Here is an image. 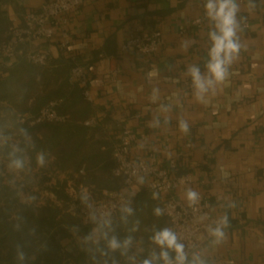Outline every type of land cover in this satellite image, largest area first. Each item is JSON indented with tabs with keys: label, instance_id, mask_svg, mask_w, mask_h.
Listing matches in <instances>:
<instances>
[{
	"label": "crops",
	"instance_id": "obj_1",
	"mask_svg": "<svg viewBox=\"0 0 264 264\" xmlns=\"http://www.w3.org/2000/svg\"><path fill=\"white\" fill-rule=\"evenodd\" d=\"M42 2L9 0L11 19ZM236 3L239 57L228 78L209 87L200 99L196 90L184 85L189 66L205 71L210 45L211 21L203 27L191 26L202 13L198 0H92L69 15L70 50L91 66L96 127L118 138L119 122L138 134L145 132L147 140L135 151L156 154L164 166L177 156L176 172H190L195 180L180 197L189 199V191L203 190L221 220L218 229L223 235L216 232L200 254L182 264L204 260L226 264L230 258L241 264H264V0ZM245 21L248 28H242ZM130 29L158 30L164 42L146 56L121 52ZM30 50H50L51 57L62 54L57 44L38 40L22 45L16 58L0 63V69L18 63ZM106 50L109 53L102 55ZM113 55L118 56L104 57ZM113 69L118 74L111 78ZM182 123L187 124V132L181 130ZM91 228L99 242V227ZM141 251L135 242L127 257L131 264H141L137 257Z\"/></svg>",
	"mask_w": 264,
	"mask_h": 264
},
{
	"label": "trees",
	"instance_id": "obj_2",
	"mask_svg": "<svg viewBox=\"0 0 264 264\" xmlns=\"http://www.w3.org/2000/svg\"><path fill=\"white\" fill-rule=\"evenodd\" d=\"M8 2L0 0V46L10 38ZM71 67L62 52L45 65L22 59L0 69V156L18 170L38 165L42 157L51 161L56 174L66 173L48 187L56 200L38 204L24 202L19 189L0 170V264H131L127 257L135 242L142 248L137 254L141 264L178 258L174 248L154 239L170 223L162 213L156 214L157 201L145 188L135 195L134 207L120 210L113 222L99 226V242L81 214L71 210L69 180L77 187H88L97 199L104 190H118L124 184V177L113 173V152L119 139L102 127L85 124L93 117V105L79 84L69 82ZM52 100H62L58 111L69 115L66 121L20 122L21 116L36 115ZM73 229L83 236V242L67 248L63 239Z\"/></svg>",
	"mask_w": 264,
	"mask_h": 264
},
{
	"label": "built area",
	"instance_id": "obj_3",
	"mask_svg": "<svg viewBox=\"0 0 264 264\" xmlns=\"http://www.w3.org/2000/svg\"><path fill=\"white\" fill-rule=\"evenodd\" d=\"M89 1L92 0H43L39 7L13 18L8 32L10 38L0 46V63L4 65L6 60L16 58L21 46L26 43L38 40L55 43L71 61L69 82L72 85L79 84L83 94L92 102L91 66L80 61L78 56L71 52L72 37L68 28L70 13L77 11ZM198 1L202 6V13L192 21V27H203L210 21L204 7L206 0ZM249 26L248 21L242 23V28ZM163 42L162 33L158 30L150 32L130 29L120 51L146 56L157 52ZM208 49L205 62L208 59ZM116 56L118 55L104 57ZM50 58V50H30L22 57L37 65H45ZM117 74L118 69L110 70L111 78ZM184 85L189 91L195 90L191 77H186ZM61 102L62 100H52L36 115L21 116L19 120L30 125L44 121H66L69 115L58 111ZM97 122L96 118L91 117L85 121V124L96 127ZM117 128L121 131L113 152L116 159L113 173L124 177L123 187L118 190H104L103 197L97 199L92 191L82 184L79 185L81 194L79 196L75 181L69 180L67 190L72 201H75L71 203V210L81 213L85 225L99 227L101 224L113 222L120 210L131 207L134 204L135 190L145 188L154 199L159 201L158 208L170 223L168 229L175 234L177 243L183 245V252L178 258L161 264H182L187 257L200 254L205 245L214 238L221 224L220 218L212 211L209 197L203 190H199L195 199L181 198L179 193L194 185L195 180L190 172L180 174L176 172L179 167L177 156H172L164 166L156 154L135 151L147 140L145 132L138 134L135 129L121 122L117 124ZM166 140L169 138L167 137ZM80 173H84V169H81ZM200 184H204V181ZM226 264L241 263L230 258Z\"/></svg>",
	"mask_w": 264,
	"mask_h": 264
},
{
	"label": "clouds",
	"instance_id": "obj_4",
	"mask_svg": "<svg viewBox=\"0 0 264 264\" xmlns=\"http://www.w3.org/2000/svg\"><path fill=\"white\" fill-rule=\"evenodd\" d=\"M204 7L206 15L212 24V28L208 33L210 47L208 49L205 71L202 72L198 65H191L187 70L198 99L202 97L203 93L208 91L209 87L223 83L228 78L229 69L239 57L242 48L238 34L240 31V24L237 18L239 5L236 0H206ZM181 130L187 132L186 123L181 124ZM40 162L43 163L42 157ZM188 197L190 200L195 199L196 193L189 191ZM156 214H161L159 208L156 209ZM226 222L225 218V224ZM216 231L219 235H223L219 229ZM154 239L159 245L174 248L178 254L183 252V245L177 243L175 234L169 229L160 231ZM113 246H115L114 241ZM145 264H150V262L145 261Z\"/></svg>",
	"mask_w": 264,
	"mask_h": 264
},
{
	"label": "rangeland",
	"instance_id": "obj_5",
	"mask_svg": "<svg viewBox=\"0 0 264 264\" xmlns=\"http://www.w3.org/2000/svg\"><path fill=\"white\" fill-rule=\"evenodd\" d=\"M120 131L117 128V132L119 133ZM117 139L119 138L117 137ZM0 170L3 171L6 179L19 189L20 196L24 202L34 201L38 204L44 203L49 199L56 200L55 194L48 187L54 184L57 179H64L63 174H56L53 171L51 161L45 160H43V163L39 161L36 166L30 165L25 170H18L0 156ZM79 185L77 189L79 196H81ZM74 202L72 201V204ZM82 242L83 236L77 234L74 229L71 231V236L63 239V244L67 248H72L74 244L76 246L81 245Z\"/></svg>",
	"mask_w": 264,
	"mask_h": 264
}]
</instances>
